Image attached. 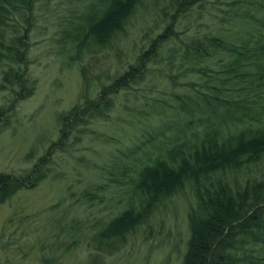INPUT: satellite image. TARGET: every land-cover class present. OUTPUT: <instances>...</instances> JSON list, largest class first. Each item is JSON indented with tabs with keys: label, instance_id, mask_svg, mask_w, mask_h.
<instances>
[{
	"label": "trees",
	"instance_id": "1",
	"mask_svg": "<svg viewBox=\"0 0 264 264\" xmlns=\"http://www.w3.org/2000/svg\"><path fill=\"white\" fill-rule=\"evenodd\" d=\"M143 1L76 0L59 32L62 58L80 61L85 50L113 47ZM40 2L52 10L49 0H0L1 89L10 92L0 110V134L20 122L18 106L36 91L28 56ZM170 10L162 31L152 38L146 33L132 63L60 115L57 140L28 170L0 172V206L21 193L28 203L30 192L63 181V166L84 164L80 146L93 125L111 122L118 112L139 113L143 127L103 171L107 188L128 186L126 206L105 224L95 219L91 247L118 252L160 206L190 189L180 264H264V0H170ZM104 188L91 187L83 196L99 205ZM24 208L17 216H27L25 222L18 227L11 219L16 232H0V245L17 246L13 237L22 231L30 238L27 247L40 251L39 264H70L53 251L68 239L84 242L85 226L68 224L54 211L56 226L46 231L44 207L33 230Z\"/></svg>",
	"mask_w": 264,
	"mask_h": 264
},
{
	"label": "rangeland",
	"instance_id": "2",
	"mask_svg": "<svg viewBox=\"0 0 264 264\" xmlns=\"http://www.w3.org/2000/svg\"><path fill=\"white\" fill-rule=\"evenodd\" d=\"M75 1L49 0L52 10H43L40 2L34 11L35 25L30 34L28 70L32 80H36L37 87L35 94L18 106L20 122H15L11 129L0 134V172L28 170L44 154L50 142L57 140L60 115L78 103L82 94H94L102 81L113 77L118 70L122 71L128 63H132L134 55L146 44V33L151 38L154 37L166 25L164 13H168V16L172 14L170 0H144L113 47L98 51L85 50L80 61H69L60 55L58 39L61 24L70 17ZM9 98L10 92L1 89L0 77V110L8 105ZM125 113H115L111 122L91 127V135L80 146L86 162L82 164L75 161V165L80 168L63 166L62 170L68 172L63 181L45 184L30 192L28 197L32 201L28 203L25 193H21L7 205L0 206V232H16L15 226L10 228V220L15 219L18 227L25 222L27 216H17L20 211L17 209L23 207V212L31 217L35 230V227H40L38 212L45 207L47 211L41 216L43 215L42 226L46 231L56 226L54 211L63 214L68 224H72L74 220L85 226L88 236L84 242L80 243L79 237L75 240L68 239L58 250L56 248L53 251V254L56 252L70 264H180L188 237L187 211L193 199L190 189L160 206L149 225L139 233L128 236L126 244L118 252L101 253L90 245L95 219L105 224L127 203L128 186L121 190H115L113 185L107 188L104 179V172L113 162L111 155L124 149L129 138L143 127V115ZM29 152H32L30 159L26 157ZM80 155L81 153L77 154ZM85 166L92 170L82 168ZM78 170L82 172L79 175ZM99 185L105 186L101 204L92 205L83 193ZM95 195L99 197V192ZM84 200L90 207L83 206ZM23 203L26 204L21 207ZM11 238L9 236L7 239ZM14 238L18 240L15 239L13 244L20 248L0 245V264L7 260L39 264L40 257L37 253L40 251H35V245L32 246L33 249L27 247V244H31L27 233L19 231ZM54 247L55 244L52 245L53 249ZM17 248L30 253V257L26 258V253L17 251Z\"/></svg>",
	"mask_w": 264,
	"mask_h": 264
},
{
	"label": "bare ground",
	"instance_id": "3",
	"mask_svg": "<svg viewBox=\"0 0 264 264\" xmlns=\"http://www.w3.org/2000/svg\"><path fill=\"white\" fill-rule=\"evenodd\" d=\"M35 177V176H34ZM37 177V176H36Z\"/></svg>",
	"mask_w": 264,
	"mask_h": 264
}]
</instances>
